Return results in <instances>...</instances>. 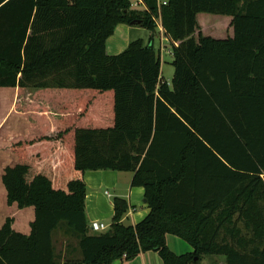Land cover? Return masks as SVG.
I'll return each mask as SVG.
<instances>
[{"label":"trees","instance_id":"16d2710c","mask_svg":"<svg viewBox=\"0 0 264 264\" xmlns=\"http://www.w3.org/2000/svg\"><path fill=\"white\" fill-rule=\"evenodd\" d=\"M134 1L0 0V89H33L65 114H35L30 137L14 143L7 202L36 216L29 235L6 218L0 264H112L149 251L164 264H264V0ZM202 14L230 17L232 33L206 35ZM159 21L171 85L154 36L106 51L119 24L156 34ZM89 170L133 173L150 213L125 225L130 204L115 197L111 227L92 231ZM167 235L193 252L176 254Z\"/></svg>","mask_w":264,"mask_h":264},{"label":"crops","instance_id":"0c3cea01","mask_svg":"<svg viewBox=\"0 0 264 264\" xmlns=\"http://www.w3.org/2000/svg\"><path fill=\"white\" fill-rule=\"evenodd\" d=\"M209 23L215 24L218 17L204 16ZM137 29L135 26L128 24H119L113 35L106 41V51L108 55H117L127 49L132 39V31ZM158 36H160L161 52H171V43L165 35L163 27L159 25ZM155 44V43H154ZM163 76V64L161 66ZM174 76V75H173ZM169 83V81H168ZM4 89V88H3ZM0 89V90H3ZM14 90V92H12ZM28 90L23 95L18 94L17 89H4L8 93H15L18 98H0V182L3 184V175L6 168L14 167L19 161V157L14 151V143L19 139H28L31 135L32 125L35 123L36 115H48L51 120L63 119L65 114L56 109L54 105L45 98L37 99L33 93L26 97ZM65 101L66 98H63ZM31 105H37L36 110H31ZM8 110L5 112L4 108ZM28 107V109H26ZM6 121L3 122V116L8 113ZM16 118L17 120L13 119ZM10 124L7 126V124ZM4 126L9 127L5 129ZM133 173L120 172L111 170H89L84 173V181L87 186L85 207L86 216L89 226L94 223H102L105 225L103 231H107L112 223L115 214L113 200L115 197H121L128 200L130 209L123 218L125 225H136L142 221L149 213L150 207L145 202V189L143 187L132 186ZM4 187V185H3ZM109 193V195H108ZM36 210L33 206L20 208L17 204L8 205L7 192L0 195V226L5 223L7 217L13 218L12 227L15 231L29 235L31 232V224L35 221ZM101 231V232H103ZM59 239L57 245L58 250L65 253L66 239L57 236ZM168 246L178 255L193 252V248L183 239L175 235H167ZM214 258L223 259L222 256H212ZM112 264H164L157 252L149 251L139 254L133 260H116Z\"/></svg>","mask_w":264,"mask_h":264},{"label":"rangeland","instance_id":"374dc122","mask_svg":"<svg viewBox=\"0 0 264 264\" xmlns=\"http://www.w3.org/2000/svg\"><path fill=\"white\" fill-rule=\"evenodd\" d=\"M136 1V0H135ZM141 7V5H139ZM204 16H213L209 14H202ZM200 15V17L202 16ZM199 17V22L202 25L203 31L206 35H212L214 37H219V38H225L229 33H232V27L230 26L231 24V18L227 16H217L220 17L221 19L218 20L217 24L214 25H208L207 27L205 26V19L203 17ZM137 29H134L132 31V39H143L146 43L149 42L150 38L154 36V43L155 47L159 49L160 47V36H158V33L154 34L151 32L148 28L145 27H136ZM162 64H163V76L165 79H168L169 84L171 85L173 75H174V66H173V61L174 57L173 54L170 53L169 51H163L162 53ZM7 89V88H4ZM3 89V90H4ZM0 90V98H18L15 93L13 94L14 90L11 93H8L7 91ZM33 93V90H28V93L26 95L29 96ZM8 110L7 106H5L4 111L6 112ZM10 112H8L5 117L3 116V122L6 121L7 116L9 115ZM17 120L16 118H13ZM10 124V122L7 124V126ZM4 126L5 129H9V127ZM4 192V187L3 184L0 182V195ZM113 200V199H112ZM104 232V231H103ZM223 259L219 258H214V257H205L203 261L200 262V264H223L222 263Z\"/></svg>","mask_w":264,"mask_h":264},{"label":"built area","instance_id":"2783aa9c","mask_svg":"<svg viewBox=\"0 0 264 264\" xmlns=\"http://www.w3.org/2000/svg\"><path fill=\"white\" fill-rule=\"evenodd\" d=\"M158 1V5L161 6V5H164V4H167V0H157ZM139 5H142V1L141 0H136L133 2V6L134 7H138ZM160 21H159V25H160ZM109 195V193H108ZM105 225L102 224V223H98V222H94L90 225V229L94 232H101L105 229Z\"/></svg>","mask_w":264,"mask_h":264},{"label":"water","instance_id":"95a60500","mask_svg":"<svg viewBox=\"0 0 264 264\" xmlns=\"http://www.w3.org/2000/svg\"><path fill=\"white\" fill-rule=\"evenodd\" d=\"M145 202H147V200L145 199ZM195 260L197 261L198 260V258H195Z\"/></svg>","mask_w":264,"mask_h":264}]
</instances>
